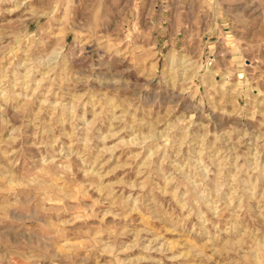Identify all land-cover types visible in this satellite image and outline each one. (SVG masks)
I'll use <instances>...</instances> for the list:
<instances>
[{"label":"rangeland","instance_id":"rangeland-1","mask_svg":"<svg viewBox=\"0 0 264 264\" xmlns=\"http://www.w3.org/2000/svg\"><path fill=\"white\" fill-rule=\"evenodd\" d=\"M0 264H264V0H0Z\"/></svg>","mask_w":264,"mask_h":264}]
</instances>
